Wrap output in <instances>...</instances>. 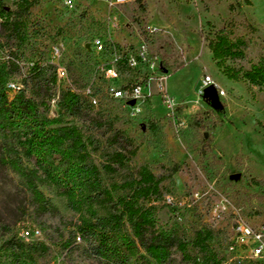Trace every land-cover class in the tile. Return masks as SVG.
Here are the masks:
<instances>
[{"label": "rangeland", "instance_id": "obj_1", "mask_svg": "<svg viewBox=\"0 0 264 264\" xmlns=\"http://www.w3.org/2000/svg\"><path fill=\"white\" fill-rule=\"evenodd\" d=\"M17 1L0 0L9 10ZM30 1L35 5L22 19L20 37L8 41L0 28V71L7 83L42 101L45 95L32 94L31 70L38 67L54 82L46 116L80 128L92 160L115 168L102 171L108 188L134 178L143 165L157 176L179 165L161 194L141 205L153 208L155 233L185 245V252L173 249L167 264H217L235 220L264 218V85L228 79L208 46L224 32L243 53L225 67L244 73L264 61V0ZM210 86L218 91V105L204 99ZM137 87L140 97L114 96V90ZM65 91L79 97L80 113L59 109ZM2 144L15 146L23 165L38 172L48 205L42 212L21 178L0 166V264H111L76 239L89 218L86 209H72L64 190L47 179L63 174L62 158L48 153L40 164L11 134L0 133ZM132 149L135 156L123 166L113 163L117 153L129 156ZM94 210L111 228L113 209ZM200 232L213 236L208 250L196 243ZM124 251L127 264H154L139 247Z\"/></svg>", "mask_w": 264, "mask_h": 264}, {"label": "trees", "instance_id": "obj_2", "mask_svg": "<svg viewBox=\"0 0 264 264\" xmlns=\"http://www.w3.org/2000/svg\"><path fill=\"white\" fill-rule=\"evenodd\" d=\"M34 5V1L18 0L15 9L9 10L0 2V28L8 41L20 37L22 19L28 15ZM208 47L217 66L223 69L228 79L264 85L263 60L252 65L250 70L244 73L224 66L228 59L243 57L239 45L232 42L224 32H220ZM33 76L35 77L32 78ZM29 77L33 82L32 94L45 95L46 99L50 100L51 85H54V82L45 78L42 70L36 66L31 70ZM8 85L0 71V133L5 137L11 134L15 141L27 145L40 164L46 162L48 153L62 158L63 174H49L47 179L64 190V195L72 209L78 212L86 209L89 218H83V222L78 226L80 235L76 239L80 238L90 243L89 249L93 257L111 264H127L129 255L124 248L132 253L139 247L154 264H167L175 247L182 252L186 251L184 243H178L168 234H157L153 231V208L141 205L161 194L162 184L180 170L179 165L175 164L166 171L168 174L159 176L155 175L147 165H143L138 168L134 178L108 188L102 180V171H114L115 168L111 164L99 166L92 160L90 142L82 130L75 125L48 118L46 111L49 105L46 99L35 100L27 96V89L23 88L13 92ZM10 93H13L12 97ZM57 105L61 111L68 112L72 116L82 111L79 97L70 91L59 95ZM22 135L28 140V144L21 142ZM136 150L132 149L128 153L129 156L123 152L117 153L113 157V163L123 166L135 156ZM0 166L17 174L21 178L26 195L41 208L42 212L47 211L48 200L38 187L42 179L36 170H28L23 165L15 146L8 144L0 146ZM95 206H108L113 209L110 216L113 223L111 228L107 229L102 222L104 220L96 218ZM92 219L97 221L92 222ZM212 237L210 232H200L196 243L208 250L207 241ZM221 262L222 258L217 259V264Z\"/></svg>", "mask_w": 264, "mask_h": 264}, {"label": "built area", "instance_id": "obj_3", "mask_svg": "<svg viewBox=\"0 0 264 264\" xmlns=\"http://www.w3.org/2000/svg\"><path fill=\"white\" fill-rule=\"evenodd\" d=\"M129 0H117V3L123 5ZM101 49V46H99ZM59 78H65L66 72L63 69L58 70ZM110 78H116V71L110 70L108 72ZM209 81V78L207 79ZM8 88L13 92L20 90L18 84L11 83ZM141 88H134L132 91L125 89L114 90V96L123 98L125 96H141ZM90 95V91H87ZM39 234L38 232H36ZM30 232H25V236L29 237ZM80 242L81 239L77 238ZM221 264H264V218L260 220H253L252 222L237 219L232 226V233L225 246L222 255Z\"/></svg>", "mask_w": 264, "mask_h": 264}, {"label": "water", "instance_id": "obj_4", "mask_svg": "<svg viewBox=\"0 0 264 264\" xmlns=\"http://www.w3.org/2000/svg\"><path fill=\"white\" fill-rule=\"evenodd\" d=\"M204 99L210 100L214 105L219 104V95L215 86H210L205 90Z\"/></svg>", "mask_w": 264, "mask_h": 264}]
</instances>
